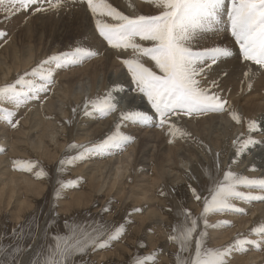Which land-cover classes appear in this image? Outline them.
<instances>
[{
    "label": "snow or ice",
    "instance_id": "6c2138e0",
    "mask_svg": "<svg viewBox=\"0 0 264 264\" xmlns=\"http://www.w3.org/2000/svg\"><path fill=\"white\" fill-rule=\"evenodd\" d=\"M144 2L157 9V14L125 15L108 0H0V11L10 19L12 15L30 9L34 13L58 12L62 8L86 5L95 18V29L111 49L132 50L131 57L122 59L134 85L132 91L147 99L158 118L159 126L167 127L171 142L178 137L193 139L191 133L175 122L174 117L178 119L181 116L228 112L232 120L242 124L244 118L224 97L223 90L214 91L220 89L219 80H209V76L214 65L228 63L233 59L251 62L259 66V71L264 72V0ZM224 13L227 15L226 21L223 19ZM106 17L113 22H109ZM221 30L230 31L237 48L223 44L200 46L201 40L216 35ZM6 35V32L0 31V38ZM99 54L97 50L78 44L68 51L49 56L30 73L18 77L14 83L0 86V121L16 128L19 125V121L14 120L17 111L30 101L40 100L41 94L48 93L50 86L56 83L54 70L80 65ZM148 62L158 71L148 66ZM223 75L227 76L228 73L224 72ZM244 75L252 77V68L249 67ZM29 76L32 79H28ZM251 86L249 83V88ZM124 92L123 85L114 83L103 95L86 98L82 105L72 109L73 118L79 112L86 117L100 118L117 113L118 120L114 130L101 140L88 144L73 142L69 145V152L75 151L76 154L66 156L59 162V176L54 193L57 206L59 200L64 198L63 193L78 187L82 179L64 180L62 177L66 173V166L75 165L93 153L111 155L114 150H126L128 145L135 142V137L123 129L128 126H149L154 120V115L139 109L135 101L129 109L119 110L118 96ZM4 105H12V108ZM72 122V119L66 121L69 125ZM232 143L234 158L224 171L222 179L219 153H214L211 170H201V176L209 181L207 196L189 185L194 199L203 204L200 216L194 215L183 205L166 209L177 216L168 237L170 242L178 245V251L174 254L175 264H230L234 253L248 251L247 246L259 249L264 245V224H260L250 230L255 239L248 238L246 234H238L227 245L208 246L209 229L232 226L229 221L210 223V214H246L245 209L238 207L234 201H264V178H250L237 173L231 166L237 163V158L250 154V150L257 145L264 146V124L254 119L248 120L247 135L241 133ZM3 152L5 149L0 147V153ZM13 165L16 170L32 173L37 179L51 178V174L36 160L18 159L13 161ZM250 170L256 171V166L253 165ZM188 175L192 180L198 179L191 173ZM159 195L168 194L161 189ZM102 211H111V205H106ZM141 211L140 208L132 209L125 221L119 224L96 220L74 223L66 219L64 231L49 230L43 248L35 251L27 264H84L83 260L77 261V257L110 248L114 242L123 238L128 225L134 222L131 216ZM54 216L58 217V214L54 213ZM13 235H23V226L14 229ZM35 236L34 233L33 239ZM28 250L29 246L21 247L18 243L11 247L0 244V256L3 257L0 264H24L23 254ZM162 251L157 249L147 255L138 254L131 258V264H158Z\"/></svg>",
    "mask_w": 264,
    "mask_h": 264
},
{
    "label": "rangeland",
    "instance_id": "374dc122",
    "mask_svg": "<svg viewBox=\"0 0 264 264\" xmlns=\"http://www.w3.org/2000/svg\"><path fill=\"white\" fill-rule=\"evenodd\" d=\"M126 1L127 0H108L109 3H111L114 7H116L119 11L123 12L125 15L157 14L158 12L157 9L145 3L144 0H128L127 1L128 3ZM130 5H133L134 7H130ZM28 11L20 12L19 14L12 15L10 19L6 18L3 11H0V31H4L7 33L6 36L0 38V79H1L0 86L14 83L18 77L24 75L25 73H30L34 68H36L42 61L46 60L50 55L58 54L60 53V51L63 52L64 49L65 51H68L72 49L74 46H76L77 43H75L74 37L72 39L69 36L70 31L73 29L72 26L76 22H73L72 24V21L69 20L68 18L67 19L65 18L66 19L65 20L64 18H62L63 14L80 15L79 13L83 11L85 15L87 13V15L91 16L90 10H88L86 5L84 4L83 6L80 4L76 6L62 8L58 11V13L57 11H52V12H56V14L50 13L49 16L40 15L42 12L41 13L31 12V14L33 13V17L31 14L25 16V14L28 13ZM43 13H48V12H43ZM84 14L82 15L83 17ZM51 15L52 16L56 15L57 17L54 16V18L52 17L51 19ZM44 16L49 18H45ZM42 18H45V20L43 19L44 21H42ZM55 18L58 20V21L56 20L57 22L55 21ZM63 19L64 22L67 21V23L65 22L64 26H63ZM105 19H107L109 22H113L112 20H110L111 18L106 17ZM223 19L225 21L227 20L226 13L223 14ZM59 20L61 21L59 22ZM34 22L35 23L44 22V24L57 25L59 27V28L57 27L58 36H53L55 38L54 39L52 37L46 36L44 33L37 34V32L35 31V28L37 26L34 25L35 24ZM78 23H80V25L78 24L76 25V27L81 26L80 28L82 29L86 28V30L90 34L88 35L86 33L88 38L84 39L83 43L81 42L79 44H83L86 47L89 46L92 49H94L95 47V49L100 54L94 58L85 60V62L80 65L72 66L61 70H54V80L56 81V83L50 86L51 90L48 93L41 94L42 97L40 98V100H37V102L35 101L37 104H39L38 107L41 108L42 110L38 112L40 113L39 115H37L38 118H40L42 114L45 116L51 115V117L53 116L52 118L51 117L49 118L48 116L46 117V119H50L49 121H53V122H51L52 124L49 122L48 125H51L52 127H46L48 128L47 131L45 130L43 125H39L38 126L39 128L36 127L37 129L35 128L26 131V133L28 132L29 138L33 135V137H31L30 139L31 146H33L39 140L37 139V137L40 136L42 137L46 131L47 135L45 134V136H43V144L46 150L48 151L49 148L53 149L55 146H56L55 149H58L60 142L63 141L62 142L63 144H61L62 146H60L62 147V152L60 153L59 158L58 159L53 158L54 160L51 163L43 161L35 154L33 155V157L35 158L27 156V159L25 160H36V161L39 160L38 162L41 165L43 163L42 166L51 174V178L50 179L34 178V182L43 183V186L45 188L43 187L42 189V194H41L42 196L41 195L39 196L37 194L31 195L32 196L31 200L26 201V204L28 202V205L25 206L18 205L20 204V201L17 200L16 202V199L19 196L17 197L15 194L14 197L11 199L10 204H8L9 202L8 198L6 199L5 197L3 198L2 205L0 207V244H4L8 247L16 245L17 243L21 247L29 246L30 250L26 251L23 254V258H22L24 264H27L33 253L38 249L43 248L44 242L47 240L46 234L49 232V230H52L54 232L64 231V221L66 219L69 220V222H74V223H85L88 221L96 220V221H103L108 224H119L121 221H125L126 216L129 213H131L132 209L140 208L142 209L141 212L135 213L131 216V219L134 222L128 225L127 232L121 240L114 242V244L110 248L101 249L92 252L90 255H86L84 257H77V261L83 260L84 264H89V262H92V264H131V258L138 254L147 255L157 249H162L163 251L161 255L158 257V264H175L174 254L177 253L178 251V245L170 242L168 237H169L170 228L177 221V216L174 213L167 211L166 209L169 207L179 208L181 206L180 202L177 199L178 196L176 194L183 192L182 186L183 185L186 186L187 182L188 185L191 184L192 187L198 188V191L201 192L202 195L207 196L208 192L206 191V187L209 185V181L205 179L203 176H201V170L202 169L211 170L214 165V153H219L220 167L222 169L220 173V178L222 179L224 171H226L229 168V165L234 158V146L232 142L236 140L241 133L247 135V121L254 119L259 122L260 121L259 117L263 118L264 121V72L259 71L258 65H254L251 62H248L250 64L247 67L252 68L254 75L252 77H246L244 73L247 72L248 70V68H245L246 66L245 64L247 63L240 59H234L235 61L240 60L239 65H241L242 62L245 63L242 64L243 69L237 67L236 65L235 67H233V70L234 69L235 70L233 71L232 76L233 77L235 76L234 77L235 82L232 83L231 87H234L235 85L238 94L235 97L233 96L231 99H229V97H225V96L224 97L228 99L230 104H232L233 102L235 103L234 105L235 110L239 115H241L244 118V122L242 124H237L234 120H232L231 115L228 112L209 113L206 115H192L190 117L181 116L178 119L174 117L173 119L175 120V122L178 123L179 126L180 124L185 125L189 121L193 123L196 120L200 121L205 118L210 119V122H205L204 120L203 123H198L196 129H191V128L188 129L189 125L187 126L185 130L191 133L193 139L186 140L178 137L174 142H171L172 138L167 134V127L161 128L159 124L149 127L128 126L124 128L123 131L132 134L135 137V142L131 143L127 147L129 149L131 146L134 145L135 150L133 151L131 158H129L127 161L129 165L126 163L125 168L121 170V175L118 177L116 185L114 186L115 188H113V190L110 189V185H112L113 182L111 178L112 176H114L112 172L113 173L116 172V166L118 165L116 163L117 162L116 159H118L119 157L118 155L122 156L126 151H123L122 153L116 155L111 154V156L108 154L104 159L111 162L105 165L103 163H100L102 165L99 164V166H103L102 170L104 172V176L101 180V183L103 184V190L99 191V193L97 192L96 193L97 195L95 193H93V195H89L87 192V194L84 193L82 195L80 202L74 201L75 198L74 196H76V194L78 193H83L85 187L88 185L90 181L88 179L86 180L85 179L86 177L83 176L85 180H81L80 185L78 187L72 188L70 190H66L63 193L64 198L59 200L57 206V201L55 199L54 193L58 178L57 176H59L58 162L59 160L64 159L66 156L76 154L75 151L69 152L68 150L69 145L74 142L75 137H77L78 135L87 136L85 137L86 138L85 140L88 141L82 144H88L91 142H96L101 140L103 137H105L107 134H109L111 131L114 130V125L118 120L117 113L115 114L113 113L106 118H100L99 116H94V117L92 116L91 118V117H86L83 115L82 112H79V114L75 118H73V114L69 115L66 114V112L69 109L74 108L73 105L74 103H76V106H80L84 103L86 98L89 97L95 98L98 95H103L114 83L124 84V86L128 89H130V87H132V89L134 88V85L131 83L130 73L127 72V68L122 64V59L129 58L133 55L132 50L128 49L126 51H122V50L111 49L110 46L107 44V42L102 37L99 36L98 31L95 29L94 17L91 16L88 18V20L86 17L84 18L81 17ZM25 31L27 33V36L24 35ZM29 32L32 33V35ZM33 35L34 38L30 39L29 36H33ZM39 36H43V38L40 39ZM223 38H225L223 42L224 44H226V46L228 42V46H231L234 49L238 47L235 44L234 38L231 36L230 31H226V30H221L218 34L207 37L206 40L208 39L211 40L212 42L211 44L213 45L216 44L219 39H223ZM60 41L63 42V44ZM86 43H88L87 44L88 46L85 45ZM12 45H14L15 47L17 46V50L19 51L18 54L24 56L25 54H27L26 52L27 50L33 49V52L31 54H27L28 57L30 55V59H29L30 61L26 67H19L17 69L16 68L17 66L13 64L14 60L12 61L13 56L11 53ZM43 45H45V47ZM63 45L65 46L63 47ZM203 45L206 46L205 44H202L200 46ZM45 48L46 51H44ZM41 51L43 52L41 53ZM46 56L48 57L46 58ZM145 60L147 61V58H145ZM84 69H87V72H85L86 74L83 72ZM222 72L224 73V71ZM223 73L221 74V71H216L211 73L210 76H216L218 74V77L224 78L223 76L225 75H223ZM27 78L32 79L31 76ZM123 79L125 82H123ZM78 80L80 82L84 81L83 83L85 85L84 88L86 91L84 90L81 99L76 101L75 95L73 93L71 95L69 94L70 97L68 96L69 97L68 98L64 94V90L67 89V86L73 85L74 87L76 86L75 88L74 87L73 88L74 91L77 92L80 88V86L78 85H81L80 82L75 83ZM249 83H251L252 85L251 88H249ZM253 87L255 88L256 91L252 89ZM257 87L259 88V91H257L258 89ZM59 89L62 90L61 91L62 93L60 92ZM221 89H224L223 85L219 90ZM215 90L216 89H214V91ZM249 91L250 94L248 93ZM132 92H128V94L124 92L118 96V99L120 100L119 109L121 111L128 109L129 94L131 95ZM50 99L55 102L53 105L49 104ZM144 99H145V105L151 109V106L147 102V99L146 98ZM234 99H237V101H235ZM27 106L25 105L21 107L17 111L16 116L14 117V120L19 121L20 126L23 125L22 119L26 116L28 112ZM4 107H8L10 109L12 108L11 105H4ZM247 110H252L253 113H249ZM57 114H60L61 117H59V115ZM34 116H30L29 118H32ZM64 119L73 120L71 125L68 124V127L72 130L71 138L69 139L67 138V134H66L68 130L67 124H63ZM193 119L195 120L192 121ZM154 120L158 121V118H154ZM190 122L188 124H190ZM193 124L195 127L196 123L194 122ZM53 125L55 126V128ZM29 127L31 128L33 126L29 125ZM16 128H12L10 125H6V123L0 121V132L2 133L0 134V147H3L5 149V152L0 153V158H1L0 167H5L6 165V168L10 169L8 165L15 159L14 157L17 156V153L18 155H22L19 154V152L13 149L11 146L12 133L10 134V132L12 130H15ZM154 130L156 131L159 130L158 132H160V134H158ZM164 133L167 134L168 136H164L163 135ZM154 135H156L155 136L156 142L153 138ZM3 137L5 139H3ZM47 142L48 144H45ZM50 142H52L53 144ZM214 145H218V146L221 145V146L217 147L218 149L215 150L216 147H214ZM259 146L260 145H257L258 148ZM170 147H172L173 148L172 150H174L175 152L171 155H168L167 152ZM208 149H211V151H209ZM257 149L255 148L250 150L251 153L241 156V159L239 157L237 159V163L231 165L233 170L234 171L237 170L238 171V172L236 171L237 173H241L240 170L242 169L243 172L241 174L247 176L250 175L251 177L248 176L250 178H255V177L264 178V173H263L264 167L261 163L249 164L253 156L252 153H254ZM13 150H14V154H12ZM101 158L103 157H101L98 154V160L96 159L95 161H99L101 160ZM159 158L165 159L163 163L165 165V168L163 169V171H165V174L169 172L168 173L169 175H171L170 173L172 174L174 173L173 175H176V176L171 175L172 176L171 177L168 176L167 174V176L169 178L171 177L172 179H174V181L172 182L173 183L172 185H169L166 188H164L165 184H162L165 183L166 181L164 182L163 180H161V186L160 185L156 186L155 183L151 181L153 169L155 167L158 168V166L153 167L154 163L157 162L158 164ZM225 161L226 163L224 164ZM199 163L200 165L196 166ZM76 164L83 166L85 172H89L90 164H92L93 166L92 161L88 160V158L81 162H77ZM94 164H96L97 167L98 163H94ZM177 165L179 166V169L181 168L183 172L178 169ZM247 165L250 168L246 167ZM250 165L251 166L255 165L257 170L251 171ZM178 170L181 172H179ZM69 171L72 172L71 168H69ZM21 172L23 173V171H20V174L22 176ZM95 172L96 170L91 171V175L92 173L94 174ZM244 172H248V173H244ZM189 173L196 176L198 179L192 180L188 175ZM23 175L29 176L30 174L24 172ZM30 176L35 177L34 174ZM5 177L6 175L4 176V178ZM66 177L67 176L63 175L62 178L64 180H73V179H67ZM164 177H166V175ZM4 181L7 180H2L3 184L6 183ZM118 184L121 186H118ZM159 187H161V189H163V191L166 192L168 195L167 196L159 195V191L161 190V189L159 191L157 190ZM117 188L119 192L116 191ZM241 190L245 191L246 189H241ZM23 191L24 190H21V192ZM186 191L189 192L190 194V188H187ZM155 192H157L156 193L157 195L153 197V194ZM24 198H25L24 195L20 196L21 200H24ZM184 198L187 203V205H184L183 203L184 207L190 209L194 215L200 216L203 210L202 202L195 200L194 197L193 196L190 197V195H187V197ZM138 200H141L140 204L138 203ZM163 200L167 204H162ZM234 203H236L238 207L244 208L246 214H239L235 212H227L223 214H210L209 215L210 223H216L219 221H229L231 222L232 226L209 229L208 246L221 247L227 245L230 242H232L237 237L238 234L247 233L246 235L248 236V238L250 239L256 238L254 235L250 233V230L253 227L259 226L260 224H264V201H253L251 203H246L243 201H234ZM109 204L111 205V211L104 213L102 210L105 208L106 205ZM54 213H57L58 217L54 216ZM49 221H51V223H49ZM46 224L48 225V227H45ZM19 226H23V235L14 236L13 230L18 229ZM34 233L36 234L35 239H33ZM247 247H248V251L246 252L234 253L233 257L230 260V264H264V245H261L259 249L253 246H247ZM253 256L256 257L254 258ZM2 258L3 257L0 256V259Z\"/></svg>",
    "mask_w": 264,
    "mask_h": 264
},
{
    "label": "bare ground",
    "instance_id": "6f19581e",
    "mask_svg": "<svg viewBox=\"0 0 264 264\" xmlns=\"http://www.w3.org/2000/svg\"><path fill=\"white\" fill-rule=\"evenodd\" d=\"M128 1V0H127ZM126 1V2H127ZM110 2V1H109ZM125 2V3H126ZM115 3V2H114ZM128 3V2H127ZM82 6H83V4H81ZM75 9V8H74ZM31 10V9H30ZM29 10V11H30ZM28 11V13H26L25 14V16H27V15H30L31 14V12H33V10H31L30 12ZM80 12V11H79ZM83 14H84V12L83 11H81ZM79 13L80 15H78V14H72V15H65V14H63L62 15V18H68L69 20H71L72 21V24H73V22H76V23H74L73 24V29L70 31V38H72L73 39V37H74V40H75V43H77V44H79V43H83V41H84V39H87L88 37H87V35H86V33L88 34V35H90L89 34V32L86 30V28L85 29H82V28H80L81 26H77L76 27V25H80V23H78L79 22V20H80V18L82 17V18H84V17H86L87 18V20H88V18L89 17H91V16H89V15H87V13H86V15L84 14V17L82 16L83 14L82 13ZM50 13H55L56 14V12H52V11H49L48 13H41L40 15H45V16H49L50 15ZM58 13V12H57ZM74 13V12H73ZM78 13V12H77ZM91 14V13H90ZM32 15V17H33V13L31 14ZM39 15V14H38ZM36 16V15H35ZM44 16V17H45ZM54 16H56V15H54ZM54 16H52L51 15V19H52V17L54 18ZM31 17V18H32ZM57 17V16H56ZM93 17V16H92ZM35 18V17H34ZM38 18V17H37ZM41 18V17H40ZM39 18V19H40ZM45 18H49V17H45ZM45 18H42V21H44L45 20ZM44 19V20H43ZM61 19V18H60ZM64 19H63V26H64V24H65V22L67 23V21H65L64 22ZM65 19V20H66ZM38 20V19H37ZM47 20V19H46ZM57 19L55 18V21H56ZM111 20V19H110ZM34 21V20H33ZM39 21V20H38ZM54 21V22H55ZM58 21V20H57ZM56 21V22H57ZM61 20H59V22H60ZM18 23H19V21H18ZM28 23V22H27ZM35 23V22H34ZM48 23H49V21H48ZM69 24V23H68ZM31 25V24H30ZM35 26H37L36 28H35V31L37 32V34H42V33H44L46 36H48V37H52V38H54L53 36H58V26L57 25H53V24H44V22L43 23H41V22H36L35 24H34ZM67 25V24H66ZM89 25V24H88ZM58 27V28H57ZM61 27V26H60ZM66 27H68V26H66ZM83 27V26H82ZM31 28H33V27H31ZM63 28V27H62ZM34 30V29H33ZM30 33V32H29ZM31 35H32V33H30ZM24 35L25 36H27V33H26V31L24 32ZM93 37V36H92ZM224 37V36H223ZM29 38L30 39H33L34 38V35L33 36H29ZM39 38L40 39H42L43 38V36H39ZM222 38V37H221ZM55 39V38H54ZM65 39H66V37H65ZM69 39V38H68ZM96 39V38H95ZM207 39V37L205 38V39H203V40H201L200 41V45H202V44H205L206 46H211L212 44V42H211V40H206ZM224 39L225 38H223V39H219L218 40V42L216 43V44H223V45H226V44H224ZM49 40V39H48ZM52 40V39H51ZM64 40V39H63ZM227 40V39H226ZM27 41V40H26ZM30 41V40H29ZM28 41V42H29ZM34 41V40H33ZM36 41V40H35ZM62 41V40H61ZM60 41V42H61ZM91 41V40H90ZM95 41V40H94ZM41 42V41H40ZM49 42V41H48ZM53 42V41H52ZM73 42V41H72ZM86 42H87V40H86ZM88 42H89V39H88ZM96 42V41H95ZM95 42H93V43H95ZM33 43V42H32ZM38 43V42H37ZM45 43H47V42H45ZM44 43V44H45ZM62 44H63V42H61ZM74 43V42H73ZM92 43V42H91ZM214 43V42H213ZM34 44V43H33ZM36 44V43H35ZM41 44V43H40ZM49 44V43H48ZM68 44H70V43H68ZM76 44V45H77ZM88 43H86L85 45H87ZM230 44V43H229ZM46 45V44H45ZM45 45H43L44 47H45ZM53 45V44H52ZM72 45V44H71ZM65 45H63V47H64ZM88 46V45H87ZM204 46V45H203ZM227 46H228V42H227ZM12 48V61H13V64L14 65H16L17 67V69L19 68V67H26L27 66V64L29 63V59H30V55H29V57L27 56V54H31L32 52H33V49H29V50H27L26 52H27V54H25V56L24 55H19L18 53H19V51L17 50V46L15 47L14 45H12L11 46ZM32 47V46H31ZM30 47V48H31ZM35 47V46H34ZM33 47V48H34ZM47 47H48V45H47ZM52 47V46H51ZM54 47V46H53ZM73 47V46H72ZM89 47V46H88ZM11 49H10V51H11ZM44 49V48H43ZM50 49V48H49ZM52 49V48H51ZM62 49V48H61ZM94 50H96L95 49V47H94ZM44 51H46V48H45V50ZM64 51H65V49H64ZM3 52V51H2ZM38 52V51H37ZM43 51H41V53H42ZM61 52V51H60ZM115 52V51H114ZM40 53V54H41ZM49 53V52H48ZM27 56V57H26ZM35 56H36V54H35ZM34 56V57H35ZM51 56V55H50ZM38 57V56H37ZM36 57V58H37ZM48 56H46V58H47ZM122 57V56H121ZM10 58V57H9ZM42 58V57H41ZM40 58V59H41ZM85 62V61H84ZM83 62V63H84ZM239 62H240V60L238 61H235L234 59L233 60H231V61H229L228 63H222V64H220V65H218V66H213V72H216V71H221V74L223 73L222 71H224V72H227L228 73V75L225 77V76H223L224 78H220V77H218V74L216 75V76H209V78H210V80L211 79H218L219 80V83H220V88L222 87V85H223V88L224 89H221V90H224L223 91V95L225 96V97H229V99H231L233 96L235 97V96H237V94H238V92H237V88L235 87V85H234V87H231L232 86V83H234L235 82V76L233 77L232 75V73H233V71L235 70H233V67H235V65L237 66V67H239V68H241V69H243V66H242V64H245L244 62H242L241 63V65H239ZM116 63V62H115ZM247 64H245L246 66H245V68H249V67H247L250 63H248V62H246ZM39 64V63H38ZM86 64V63H85ZM103 64V63H102ZM148 66H150V67H153V64L151 63V62H149V65ZM20 69H22V68H20ZM111 69V68H110ZM118 69V68H117ZM153 70L154 71H158L157 69H155L154 67H153ZM239 70V69H238ZM83 72L85 73V72H87V69H84L83 70ZM212 72V73H213ZM243 72V71H242ZM61 73V72H60ZM75 73V72H74ZM244 73V72H243ZM86 74V73H85ZM57 75H59V74H57ZM213 75V74H212ZM235 75V74H234ZM129 77V76H128ZM127 77V78H128ZM214 77V78H213ZM216 77V78H215ZM126 78V77H125ZM242 78V77H241ZM1 80V79H0ZM243 80H245V79H243ZM80 81L78 80V81H76L75 83H79ZM84 82V81H83ZM83 82H80V84L81 85H78V86H80V88H79V90L76 92V91H74V88L76 87H74L73 85H69V86H67V89L66 90H64V94L68 97L69 96V94L71 95L72 93L75 95V100L77 101V100H80L81 99V97L83 96V91L85 90V88H84V83ZM123 82H125L124 81V79H123ZM257 82V81H256ZM121 83V82H120ZM121 85H123L124 86V84H121ZM257 85V84H256ZM63 86V85H62ZM224 86H226V87H224ZM239 86V85H238ZM74 87V88H73ZM124 88H125V93L126 94H128V92H132V91H130V90H132V87H130V89H128V88H126L125 86H124ZM258 88V87H257ZM252 89H254V91H256L255 90V88L253 87ZM60 90V89H59ZM217 91H220L219 89H216ZM215 90V91H216ZM62 90H60V92H61ZM86 91V90H85ZM257 91H259V88L257 89ZM59 92V93H60ZM251 92H252V90H251ZM62 93V92H61ZM85 93V92H84ZM249 94H250V91L248 92ZM66 96H65V98H66ZM42 97V96H41ZM70 97V96H69ZM68 97V98H69ZM67 98V99H68ZM239 98V97H238ZM235 101H237V99H234ZM69 101V100H68ZM133 101H135V104H136V106L139 108V109H141V110H146L147 112H149L150 114H153L154 115V118H156L155 117V113H154V110L153 109H150V108H148L146 105H145V99L144 98H141L139 95H137L134 91L132 92V94L130 95L129 94V106H128V109L130 108V107H132V102ZM37 102V101H36ZM35 101H30L26 106L28 107V112H27V114H26V116L22 119V123H23V125H19L15 130H12L11 132H10V134H11V146H12V148L13 149H15V150H17L18 152H19V154H22V155H18V153H17V156L16 157H14L15 159L14 160H18V159H23V160H25V159H27V156H30V157H33V155L35 154V155H37L40 159H42L43 161H45V162H48V163H51L54 159L53 158H59V155H60V153L62 152V147H60V146H62L61 144H63L62 142H60V144H59V148L58 149H55V147L53 148V149H48V151L46 150V148H45V146H44V144H43V136H45V134L47 135V129L48 128H46V127H52L51 125H48L49 124V122L51 123V122H53V121H49L50 119H46V117H48L49 116V118L51 117V115H48V116H45V115H43V117H42V115H41V117L40 118H38V116L37 115H39L40 113H38L40 110H41V108H39L38 106H39V104H37ZM55 102L53 101V100H51L50 99V101H49V104L50 105H53ZM234 103V102H233ZM232 103V104H233ZM231 104V105H232ZM71 105V104H70ZM74 105V107H77L76 106V103H74L73 104ZM144 105V106H143ZM234 105H235V103L232 105L233 107H234ZM72 106V105H71ZM11 107H12V105H11ZM71 108V107H70ZM50 109V108H49ZM125 109V108H124ZM250 109V108H249ZM120 110V109H119ZM42 111V110H41ZM44 111V110H43ZM50 111V110H49ZM72 111V109H69L67 112H66V114H69V115H72L73 113L71 112ZM249 113H253L252 112V110H247ZM45 112V111H44ZM47 112V111H46ZM60 112V111H59ZM248 112H246V113H248ZM245 113V114H246ZM49 114V113H48ZM115 114V113H114ZM35 115V116H34ZM57 115H59V117H61V115L60 114H57ZM30 116H34V117H32V118H29ZM56 116V115H55ZM53 117V116H52ZM51 117V118H52ZM70 117V116H69ZM94 117V116H93ZM212 117V116H211ZM215 117V116H214ZM58 118V117H57ZM92 118V117H91ZM217 118H218V116H217ZM260 118V121L259 122H261L262 124H264V121H263V118H261V117H259ZM258 118V119H259ZM55 119V118H54ZM68 119V118H67ZM67 119H64V121H63V124H67V128H68V130H67V138L69 139V138H71V132H72V130L68 127V123H66V121H68ZM98 119V118H97ZM53 120V119H52ZM195 119H193L192 121H194ZM204 120H205V122H210V119L209 118H205V119H202V120H200V121H198V120H196V121H194L195 123H196V125H195V127H194V122L193 123H191L189 120V122H190V124H185V125H183V124H180V127H182L183 129H186L187 128V126H188V129H196L197 128V125H198V123H203L204 122ZM60 121V120H59ZM56 123V122H55ZM82 123V122H81ZM52 124V123H51ZM58 124V123H57ZM159 123H158V121H155V120H153L152 122H151V124L149 125V126H153V125H158ZM6 125H8V124H6ZM29 125H32L33 127H29ZM39 125H43L44 126V128H45V133H44V135L41 137H37V139H39L33 146H31V137H33V135L29 138L28 137V132L26 133V131L27 130H32V129H35L36 127L37 128H39L38 126ZM48 125V126H47ZM43 126H42V129H43ZM54 126V125H53ZM149 126H147V127H149ZM7 127V126H6ZM59 127V126H58ZM63 127V126H62ZM5 128V127H4ZM36 128V129H37ZM54 128H55V126H54ZM57 128V127H56ZM65 128V127H64ZM141 128V127H140ZM140 128H138V129H140ZM144 128V127H143ZM154 128V127H153ZM53 129V128H52ZM61 129H63V128H61ZM60 129V130H61ZM153 130V129H152ZM42 131V130H41ZM50 131V130H49ZM58 131V130H57ZM154 131H156V130H154ZM159 131V130H158ZM158 131H156L158 134H160V132H158ZM30 132V131H29ZM44 132V131H43ZM60 132V131H59ZM59 132H58V135H59ZM63 132V131H62ZM0 134H2L1 132H0ZM6 134V133H5ZM53 134H54V132H53ZM8 135V134H7ZM56 135V134H55ZM61 135V134H60ZM63 135V134H62ZM65 135V134H64ZM86 135V134H85ZM164 136H168L167 134H163ZM54 136V135H53ZM155 136L156 135H154V140H155V142H156V138H155ZM65 137V136H64ZM85 137H87V136H82V135H78L77 137H75V139H74V142L75 143H78V144H82V143H84V142H87L85 139ZM63 138V137H62ZM66 138V137H65ZM64 138V139H65ZM73 138V137H72ZM3 139H5L4 137H3ZM60 139V138H59ZM197 139V138H196ZM9 140V139H8ZM29 140H30V142H29ZM70 140H72V139H70ZM4 141V140H3ZM51 141H53V140H51ZM34 142V141H33ZM57 142H58V140H57ZM65 142V141H64ZM50 143H52V142H50ZM214 143V142H213ZM3 144V143H2ZM7 144V143H6ZM45 144H48V142L47 143H45ZM53 144V143H52ZM162 144V143H161ZM215 144V143H214ZM50 145V144H49ZM56 145V144H55ZM143 145H144V142H143ZM146 145V144H145ZM163 145V144H162ZM211 146V145H210ZM209 146V147H210ZM221 145H214V147H216L215 148V150H217L218 148L217 147H220ZM258 147L256 146V149H257ZM69 149V148H68ZM137 149V148H136ZM142 149H144V148H142ZM173 148L172 147H170L169 149H168V152H167V154L168 155H171V154H173L175 151L174 150H172ZM176 149V148H175ZM135 150V146L133 145V146H131L129 149H128V147L126 148V150H124V151H126L125 153H124V155H122V156H120V155H118L119 157H118V159H116L117 160V166H116V172L115 173H113L112 172V174H114V176H112V180H113V182H112V185H110V189L111 190H113V188H115L114 186L116 185V182H117V180H118V177L121 175V170H123L124 168H125V164L127 163V161H128V159L129 158H131V155H132V153H133V151ZM140 150V149H139ZM123 152V151H122ZM121 151H118V150H114L113 151V154H120V153H122ZM165 152V151H164ZM254 152V151H253ZM250 153H251V151H250ZM12 154H14V150H13V152H12ZM166 154V155H167ZM253 154V156H252V159H251V162L249 163V164H253V163H261L262 165H263V167H264V147H261V146H259V148L254 152V153H252ZM99 155L101 156V157H103V158H101V160H99V161H95L96 159L98 160V154H91L90 156H89V158H88V160H90V161H92V163H93V166H92V164H90V166H89V168H90V170H89V172H85V170H84V167L83 166H80V165H78V164H80V163H78V164H75V165H68V166H66L67 167V170H66V173L64 174L65 176H67L66 178L67 179H73V180H75V179H77V178H82L81 180H90L89 181V183H88V185L85 187V190H84V192L83 193H78V194H76V196H74L75 198H74V201H76V202H80L81 201V197H82V195L84 194V193H86L87 194V192H88V194L89 195H93V193H99V191H102L103 190V184L101 183V180H102V178H103V176H104V172H103V166H99V164L100 163H103L104 165L105 164H107V163H109V162H111V161H108V160H105L104 158L106 157V155H108L107 153H99ZM165 155V156H166ZM212 155V154H211ZM111 156V155H110ZM250 157H251V155H250ZM33 158H35V157H33ZM1 159V158H0ZM238 159V158H237ZM240 159H241V157H240ZM244 159V158H243ZM247 159V158H246ZM3 160V159H2ZM13 160V161H14ZM135 160V159H134ZM159 160V163L157 164V162L156 163H154V166L153 167H155V166H158V168H154L153 169V172H152V176H151V181L152 182H154L155 183V185L156 186H158V185H160L161 186V180H163L165 183H162V184H165L164 186V188H166V187H168L169 185H172L173 183V181H174V179H172L171 177V175H173L172 173H170L171 175H169L167 172V174H168V176H171L170 178L167 176V174H165V171H163V169L165 168V165L163 164L164 163V160L165 159H158ZM5 161V160H4ZM13 161L8 165L9 167H10V169H7L6 168V165H5V167H0V207H1V205H2V201H3V198L5 197V199L6 198H8L9 199V202H8V204H10L11 203V199L14 197V194L18 197L17 199H16V202H17V200L18 201H20V204H18V205H20V206H25V205H28V202H27V204H26V201H30L31 200V198H32V196L31 195H33V194H37V195H41L42 194V189H43V183H38V182H34V178H36V177H33V176H30V175H32V173H29L30 175L29 176H24L23 175V173H22V176H21V174H20V171L19 170H16L15 168H14V165H13ZM39 161V160H38ZM58 161V160H57ZM61 160H59V162H60ZM245 161V160H244ZM41 162V161H40ZM59 162H58V165H59ZM42 163V162H41ZM94 163H98V165H97V167H96V164H94ZM165 163H168V162H165ZM174 163V162H173ZM196 163V162H195ZM226 163V161L224 162V164ZM239 163V162H238ZM244 163V162H243ZM242 163V164H243ZM128 164V163H127ZM245 164V163H244ZM243 164V165H244ZM42 165H43V163H42ZM50 165V164H49ZM77 165V166H76ZM95 165V166H94ZM100 165H102V164H100ZM129 165V164H128ZM127 165V166H128ZM200 165V163L199 164H197L196 166H199ZM178 166V165H177ZM234 166V165H233ZM251 166V165H250ZM261 166V165H260ZM77 167V168H76ZM246 167H249L248 165L246 166ZM252 167V166H251ZM69 168H71V170H72V172L71 171H69ZM88 168V167H87ZM236 168H237V166H236ZM250 168V167H249ZM169 169V168H168ZM178 169H179V166H178ZM96 170V172L93 174L92 173V175H91V171H95ZM179 170H181V168L179 169ZM178 170V171H179ZM127 171V170H126ZM176 171V170H175ZM182 171V170H181ZM181 171H179V172H181ZM237 171V170H236ZM241 171V173L243 172L242 171V169L240 170ZM239 171V172H240ZM246 171H247V169H246ZM183 172V171H182ZM238 172V171H237ZM249 172V171H248ZM248 172H244V173H248ZM19 173V174H18ZM240 173V174H241ZM251 173V172H250ZM264 173V172H263ZM130 174V173H129ZM163 174H164V176L166 175V177H164L163 176ZM176 174H178V173H176ZM6 175V177L4 178V176ZM252 175H254V174H252ZM258 175V174H257ZM261 175H263V174H261ZM56 176H57V174H56ZM83 176H85L86 178L84 179V177ZM173 176H176V175H173ZM187 176V175H186ZM248 176H250V175H248ZM58 177V176H57ZM138 177V176H137ZM251 177V176H250ZM262 177V176H261ZM4 178V179H3ZM106 178V177H105ZM104 178V179H105ZM256 178V177H255ZM2 180H7V181H4V182H6V183H4L3 184V182H2ZM81 180H80V182H81ZM127 182V181H126ZM182 184V183H181ZM80 185V184H79ZM183 185V184H182ZM181 185V186H182ZM189 185H191V184H189ZM189 185H188V182H187V184H186V186H182V190H183V192L182 193H179V194H176L177 196V199H178V201L180 202V205H183V203H184V205H187V203H186V200H185V198L184 197H187V195H190V197L191 196H193L192 195V193H191V191H190V194H189V192H187L186 191V189L187 188H189ZM118 186H121V185H119L118 184ZM8 187V188H7ZM22 187V188H21ZM171 187V186H170ZM173 187V186H172ZM45 188V187H44ZM120 188V187H119ZM157 188V187H156ZM185 189V192H184V189ZM161 189V187H159L157 190L159 191ZM198 189V188H197ZM21 190H24L23 192H21ZM110 190V191H111ZM156 190V189H155ZM179 190H181V189H179ZM116 191H118V188H117V190ZM157 191V192H158ZM119 192V191H118ZM157 192H155L154 194H153V197H155L157 194ZM181 192V191H180ZM172 193V192H171ZM177 193V192H176ZM44 194V193H43ZM116 194V193H115ZM25 196V198H24V200H21L20 199V196ZM97 195V194H96ZM175 195V194H174ZM42 196V195H41ZM40 198V197H39ZM176 199V200H177ZM40 200V199H39ZM38 200V201H39ZM173 201V200H172ZM4 203H5V201H4ZM138 203L140 204L141 203V200H138ZM175 203V202H174ZM162 204H167L164 200H163V203ZM40 205V204H39ZM183 205V206H184ZM150 213H152V212H150ZM246 220V219H245ZM246 222V221H245ZM235 231V230H234ZM232 233V232H231ZM248 233H249V231H248ZM251 233V232H250ZM247 234V233H246ZM222 238V237H221ZM225 238V237H224ZM223 241V240H222ZM254 257V256H253ZM256 257V256H255ZM254 257V258H255ZM257 257H259V256H257ZM253 259V258H252Z\"/></svg>",
    "mask_w": 264,
    "mask_h": 264
}]
</instances>
